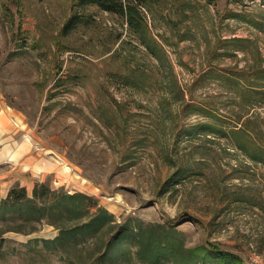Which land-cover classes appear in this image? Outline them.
<instances>
[{"label":"rangeland","instance_id":"obj_1","mask_svg":"<svg viewBox=\"0 0 264 264\" xmlns=\"http://www.w3.org/2000/svg\"><path fill=\"white\" fill-rule=\"evenodd\" d=\"M111 2L0 0V148L8 133L40 156L12 163L24 176L90 199L80 220H115L63 235L78 220L22 219L6 195L0 264H112L127 220L169 234L162 264H264V0ZM139 248L113 264H149Z\"/></svg>","mask_w":264,"mask_h":264},{"label":"trees","instance_id":"obj_2","mask_svg":"<svg viewBox=\"0 0 264 264\" xmlns=\"http://www.w3.org/2000/svg\"><path fill=\"white\" fill-rule=\"evenodd\" d=\"M96 2L109 11H116V6L111 0H86ZM121 11L125 12L128 17H132V8L127 5L121 6ZM88 199L82 193L69 194L65 191H58L51 189L48 184L36 183L32 189L31 196H28L25 187L14 185L10 188L5 199L1 201L2 205L9 210H15L19 213L23 212L20 216L22 219H37L38 221L46 220L49 221L53 215H59L67 220H78L72 227L67 228L65 225L56 224L59 231L64 234H71L74 236H85L93 230L99 231L109 223L114 222L112 214H109L107 210L98 209L96 214L91 215L86 220H80L82 213L84 212L85 201ZM90 200V199H88ZM97 206V204H96ZM129 220L124 223H118L110 226L109 228L115 227V231L111 233L110 241L104 247L103 258L108 259L111 263L120 257H127L130 252L125 251L120 254L118 248L121 243L127 239H135L139 244L140 248L136 252V256L147 261L146 263L151 264H162L164 259H168L175 256L177 253L171 244V237L165 231L163 236L159 237H147L141 236L142 230L139 227L137 231L132 226H129ZM175 244H180L176 243ZM218 258H224L226 255L217 252ZM190 255V254H189ZM188 255H182L177 260H173L175 264H192L187 260ZM102 258H98V261Z\"/></svg>","mask_w":264,"mask_h":264},{"label":"crops","instance_id":"obj_3","mask_svg":"<svg viewBox=\"0 0 264 264\" xmlns=\"http://www.w3.org/2000/svg\"><path fill=\"white\" fill-rule=\"evenodd\" d=\"M9 137L10 135L6 133L7 143L0 148V198H4L10 188L16 184L25 187L26 190H28L29 185L32 189L35 185L30 176H24L25 174L20 166L13 167L12 163L23 164L27 162L31 166H35L40 162L39 154L29 149L27 151L23 149L24 151L20 153V156H14V153H12L14 150L13 142L8 141Z\"/></svg>","mask_w":264,"mask_h":264}]
</instances>
